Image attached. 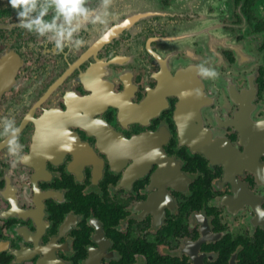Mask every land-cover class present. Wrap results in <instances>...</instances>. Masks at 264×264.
<instances>
[{"label":"flooded vegetation","instance_id":"1","mask_svg":"<svg viewBox=\"0 0 264 264\" xmlns=\"http://www.w3.org/2000/svg\"><path fill=\"white\" fill-rule=\"evenodd\" d=\"M106 8L57 51L0 0V264H264V0Z\"/></svg>","mask_w":264,"mask_h":264},{"label":"clouds","instance_id":"2","mask_svg":"<svg viewBox=\"0 0 264 264\" xmlns=\"http://www.w3.org/2000/svg\"><path fill=\"white\" fill-rule=\"evenodd\" d=\"M8 3L15 10L18 27L50 40L57 51L65 48V42L78 48L85 42L77 34L82 25L89 21L104 23L108 14L106 0H101L99 10L90 8L86 0H8ZM198 71L208 77L216 75L212 67L201 65ZM17 132L18 126L11 116H0V136L8 138V152L20 159L17 154L23 145L17 139Z\"/></svg>","mask_w":264,"mask_h":264}]
</instances>
